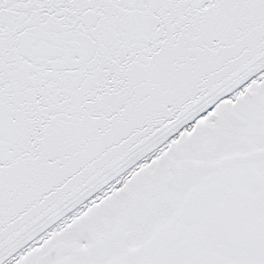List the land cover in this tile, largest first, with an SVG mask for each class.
I'll return each instance as SVG.
<instances>
[{"label":"snow or ice","instance_id":"snow-or-ice-1","mask_svg":"<svg viewBox=\"0 0 264 264\" xmlns=\"http://www.w3.org/2000/svg\"><path fill=\"white\" fill-rule=\"evenodd\" d=\"M0 264H264V0H0Z\"/></svg>","mask_w":264,"mask_h":264}]
</instances>
